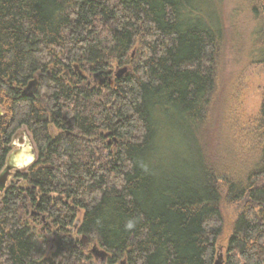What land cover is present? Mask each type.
<instances>
[{
    "label": "trees",
    "instance_id": "1",
    "mask_svg": "<svg viewBox=\"0 0 264 264\" xmlns=\"http://www.w3.org/2000/svg\"><path fill=\"white\" fill-rule=\"evenodd\" d=\"M222 9L220 0H0V171L22 126L39 154L3 197L0 264H102L79 235L109 253L105 264H215L223 250V264H264V87L259 113L241 126L225 94L235 146H213ZM248 9L262 52L245 66L264 65V0ZM115 64L130 70L113 76ZM76 66L83 74L62 80ZM33 80L36 93L24 95ZM225 204L237 215L223 242ZM30 209L52 219V248L24 222Z\"/></svg>",
    "mask_w": 264,
    "mask_h": 264
},
{
    "label": "rangeland",
    "instance_id": "2",
    "mask_svg": "<svg viewBox=\"0 0 264 264\" xmlns=\"http://www.w3.org/2000/svg\"><path fill=\"white\" fill-rule=\"evenodd\" d=\"M220 1L223 4L221 15L224 22V41L218 72L217 104L215 105V112L211 119L213 120L211 125L215 136V141H213V146H215L214 151L217 152V148H219L225 153L224 150H229L234 145V143H232L231 146L230 144H227L229 143L227 142L229 139L228 124L223 122L225 94L229 93L231 100V113L234 117V121L237 122L238 125H243L250 116L257 115L261 107L262 91L264 87V65L245 66L247 63L245 60L250 55V52H262L261 50L254 49V43L258 39L256 35L257 22H255L256 20L251 13V9H248L251 7L253 0ZM207 11L208 13L203 16V18L213 20L215 17L212 16L210 8L207 9ZM134 57L135 54H132V58ZM123 65L115 64L112 70L116 71L118 67H122ZM0 113H2L1 107ZM57 133L58 131L51 127V135L55 136ZM21 134L22 131H18L16 137ZM28 136L30 137L29 140H31L32 136L30 134H28ZM23 142L24 145H26V139ZM220 145L221 147H219ZM35 160L32 159V162L34 163ZM29 168L30 164L25 169H15L13 171L14 176L11 178L8 187L12 186V184H14L19 178V175L26 173ZM2 200L3 198L0 196V208L2 206ZM223 210L224 242L237 215V209L230 204H225ZM41 217L42 216L38 215L35 210H31V213L24 217V222L28 223V227H30L32 231L35 229L37 234H40L44 239L49 240L48 246L52 248L56 243V239L52 235L55 225L53 224L52 219L46 218L45 221H43ZM79 237L83 239V236L79 235ZM86 242L88 250H91L96 243L90 242L89 240H86ZM220 252L221 258L218 257L216 261L219 259L222 261V258L224 257L222 256L224 250ZM97 261L100 263L102 259L99 257Z\"/></svg>",
    "mask_w": 264,
    "mask_h": 264
},
{
    "label": "water",
    "instance_id": "3",
    "mask_svg": "<svg viewBox=\"0 0 264 264\" xmlns=\"http://www.w3.org/2000/svg\"><path fill=\"white\" fill-rule=\"evenodd\" d=\"M130 68L128 66L118 67L115 71L116 77H121L122 75L128 73ZM37 84V80L31 81L26 89L23 91V94H29L32 93L35 90ZM25 150L21 153H15L14 152L9 156L7 160V164L5 168L0 172V194L3 193V191L6 188V185L9 181V178L11 177L13 171L24 169L26 165L30 162L32 158H34V151L32 150V146L27 141L26 145L24 146ZM19 163H21L22 166H19ZM45 219V218H43ZM82 241L86 242V237L83 236ZM90 252L93 254L96 260L99 259V257L102 259L101 263L105 264L106 258L109 256V253L105 251L104 249H101L98 247L97 244H94L93 248L90 250ZM221 258V256H219ZM215 264H223V262L219 259L216 261Z\"/></svg>",
    "mask_w": 264,
    "mask_h": 264
},
{
    "label": "flooded vegetation",
    "instance_id": "4",
    "mask_svg": "<svg viewBox=\"0 0 264 264\" xmlns=\"http://www.w3.org/2000/svg\"><path fill=\"white\" fill-rule=\"evenodd\" d=\"M123 67V66H122ZM78 72H80V74H83L80 70H79V68L76 66L75 68H73V69H66L65 71H64V73L61 75V78H62V80H64V81H68L75 73H78ZM112 74H113V76L115 75V71L114 70H112ZM100 79V81H99V85H103V83H104V77H102V78H98V76H93V81H94V83H96V82H98V80ZM38 86H39V81L37 80V84H36V87H35V90L31 93H29V94H25V95H33V94H35L36 93V91H37V89H38ZM0 114H2V113H0ZM51 127H53L54 129H56L57 131H58V133L55 135V136H53V135H51L52 137H56L57 135H59V133H60V130H58L57 129V127L55 126V125H53V124H51L50 126H49V128H50V134H51ZM25 128V129H24ZM18 131H22V134L21 135H19V136H17L16 137V134H17V132ZM28 134H30L31 136H32V139L31 140H29L30 139V137L28 136ZM26 139V142L27 141H29V143L31 144V146H32V150L34 151V158H32V159H36L35 161H34V163L37 161V159H38V156H39V154L37 153L38 152V147H37V144H36V142H35V139H34V136H33V133L29 130V128L28 127H26V126H22L20 129H18L17 131H16V133L13 135V138H12V141H11V143H10V145H9V148H10V152L8 153V156H7V159H6V163H5V166H6V164H7V160H8V158H9V156L14 152V154L15 153H21L22 151H24L25 150V148H24V142L23 141H25V139ZM13 140H14V142H13ZM37 154H36V153ZM32 159L30 160V162L26 165V167L25 168H27L28 167V165L30 164V167L34 164L33 162H32ZM32 162V163H31ZM5 166L3 167V169L5 168ZM19 166H22L21 165V163H19ZM24 168V169H25ZM2 169V170H3ZM1 170V171H2ZM29 170V169H28ZM0 171V172H1ZM28 172V171H27ZM26 172V173H27ZM25 174V173H24ZM21 175H23V174H20L19 175V178L16 180V182L14 183V184H12V186H23V183H24V179H23V177L21 176ZM14 176V174L12 173V175H11V177L9 178V181H8V183H7V185H6V188H5V190L3 191V193L2 194H0V196L3 198L4 197V195H5V193L12 187V186H10V187H8V184H9V182H10V180H11V178ZM2 203V202H1ZM2 206H1V208H0V212L2 211ZM30 210H32V209H30ZM43 221H45V219H42Z\"/></svg>",
    "mask_w": 264,
    "mask_h": 264
},
{
    "label": "bare ground",
    "instance_id": "5",
    "mask_svg": "<svg viewBox=\"0 0 264 264\" xmlns=\"http://www.w3.org/2000/svg\"><path fill=\"white\" fill-rule=\"evenodd\" d=\"M108 258V257H107ZM105 262H106V260H105Z\"/></svg>",
    "mask_w": 264,
    "mask_h": 264
}]
</instances>
